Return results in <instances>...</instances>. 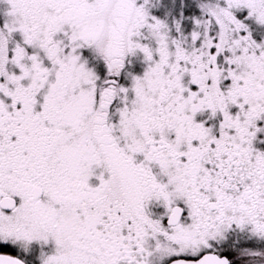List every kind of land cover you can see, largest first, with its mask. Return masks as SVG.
<instances>
[{"label": "snow or ice", "instance_id": "obj_1", "mask_svg": "<svg viewBox=\"0 0 264 264\" xmlns=\"http://www.w3.org/2000/svg\"><path fill=\"white\" fill-rule=\"evenodd\" d=\"M0 264H264V0H0Z\"/></svg>", "mask_w": 264, "mask_h": 264}]
</instances>
